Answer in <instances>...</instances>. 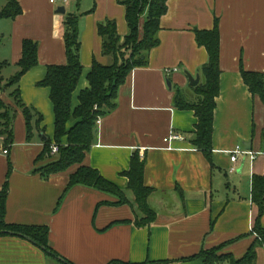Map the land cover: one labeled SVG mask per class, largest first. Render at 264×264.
Returning <instances> with one entry per match:
<instances>
[{
  "label": "crops",
  "instance_id": "crops-1",
  "mask_svg": "<svg viewBox=\"0 0 264 264\" xmlns=\"http://www.w3.org/2000/svg\"><path fill=\"white\" fill-rule=\"evenodd\" d=\"M18 1L21 15L0 18V98L9 106L14 131L9 154H0V191L9 187L5 221L47 227L49 246L72 264H203L191 258L218 248L220 256L242 259L255 240L260 214L252 201L253 177L264 175V103L252 94L242 72L264 75V0H167L158 33L161 44L148 53L147 66L135 68L119 87L116 107L100 119V132L84 161L131 202L122 205L116 196L93 188L79 185L68 191L78 166L43 176V168L59 157L44 153L45 141L54 140L56 118L51 90L39 83L49 66L67 64L64 25L68 15L79 16L84 69L73 93L74 111L81 93L90 89L94 62H112L103 55L99 24L113 21L119 36L126 37V7L120 0ZM6 4L0 0V13ZM61 7L65 14L57 13ZM217 24L221 76L211 162L192 143L195 112L178 107L176 97L180 94L192 105L200 100L196 88L209 60L195 31H211ZM28 39L38 45V65L18 87L23 104L42 117L38 123L32 116L30 137L26 113L12 99L17 87L10 84L20 71ZM186 73L200 76L196 87ZM171 135L184 140L165 142ZM1 138L0 147H6ZM238 146L256 153L255 160L240 156L233 163L231 154ZM135 152L146 162L144 183L152 190L148 203L156 213L146 227L136 225L143 214L132 206L134 195L124 175ZM260 221L264 227V214ZM58 262L63 264L28 239L0 236V264ZM255 264H264V246L257 249Z\"/></svg>",
  "mask_w": 264,
  "mask_h": 264
},
{
  "label": "trees",
  "instance_id": "trees-1",
  "mask_svg": "<svg viewBox=\"0 0 264 264\" xmlns=\"http://www.w3.org/2000/svg\"><path fill=\"white\" fill-rule=\"evenodd\" d=\"M120 3L126 7L129 33L124 38L120 37L117 25L113 21L99 24V35L104 41L103 55L111 58L112 62L108 66L94 62L92 71L88 75L90 89L81 93L79 106L74 111L72 110L73 93L77 89L84 69L80 58L79 16L68 15L64 25L67 64L49 66L45 80L39 85L51 90L50 98L54 105L56 118L54 140L51 141L48 138L45 141L44 153L51 154L53 144H57L60 148L59 159L54 164L43 168V176L62 173L72 166H78L77 171L70 176L68 191L79 185L93 188L116 196L119 199L117 204L122 205L131 204V202L117 186L105 179L98 170L85 166L84 161L94 144L95 131L98 129L100 119L116 107L119 87L125 84L135 68L147 66L148 53L161 44L158 33L161 29L160 20L167 12V0H120ZM21 14L22 8L19 1L7 0L5 8L0 13V18L15 19ZM142 20H144L143 29H141ZM195 34L197 44L207 50L209 60L201 69L203 83L196 88L200 100L192 105L184 102L181 95L177 94L176 103L181 109H190L195 112L198 124L196 137L192 143L212 162L214 112L216 99L220 95L221 36L218 24L211 31L197 30ZM37 65L38 45L28 39L23 42V57L18 63L20 71L10 82L11 86L17 87L12 94L13 101L26 113L29 128L28 137L31 136L32 116L38 117V123L42 121V117L23 104L18 84H20L21 78ZM242 77L252 94L259 96L264 103V75L243 71ZM75 121L79 122L68 130V124ZM0 126V137L5 138V146L9 147L14 141L13 118L10 116L9 106L1 98ZM64 138H67L66 144L62 143ZM130 164V170L124 175L128 178V188L134 195L132 206L136 208L137 212L143 214V217L137 219L136 225L139 227L150 226L156 219V213L148 203L152 190L144 183L146 162L140 157L139 152H135ZM48 168L50 170L45 172ZM252 185V201L258 206L260 214L253 231L255 240L247 254L242 259L236 260L231 255L218 256L221 250L218 248L202 252L191 259L199 260L203 264L256 263L257 249L264 246V227L260 223L264 214V175L254 176ZM8 193L9 187L6 184L0 191V236L23 237L59 259L63 264H72L67 260L60 259V256L49 246V229L47 227L12 225L5 221Z\"/></svg>",
  "mask_w": 264,
  "mask_h": 264
},
{
  "label": "built area",
  "instance_id": "built-area-1",
  "mask_svg": "<svg viewBox=\"0 0 264 264\" xmlns=\"http://www.w3.org/2000/svg\"><path fill=\"white\" fill-rule=\"evenodd\" d=\"M50 3L51 4H57V3H69V0H50ZM175 140H184V138L182 136H179V135H171L170 138L166 139L165 142L167 143H171ZM3 142V139L0 137V143ZM59 146L57 144H53L51 146V154L52 155H57L59 154ZM0 154H3V155H8L9 154V148L8 147H0ZM256 153L252 152V151H249V150H246L244 149L243 147H240L238 146L231 154V161L233 163L236 164V162L238 161L239 157L240 156H243V157H249L251 158V161L255 160L256 158ZM234 171V169L232 170Z\"/></svg>",
  "mask_w": 264,
  "mask_h": 264
},
{
  "label": "water",
  "instance_id": "water-1",
  "mask_svg": "<svg viewBox=\"0 0 264 264\" xmlns=\"http://www.w3.org/2000/svg\"><path fill=\"white\" fill-rule=\"evenodd\" d=\"M65 12H66V9L64 7H61V9L59 8V10L57 11V13H59V14H65ZM186 74L190 80V85L193 87H196L200 82V76L193 77L189 73H186ZM98 132H100V131L97 129L95 131V134L97 135Z\"/></svg>",
  "mask_w": 264,
  "mask_h": 264
},
{
  "label": "rangeland",
  "instance_id": "rangeland-1",
  "mask_svg": "<svg viewBox=\"0 0 264 264\" xmlns=\"http://www.w3.org/2000/svg\"><path fill=\"white\" fill-rule=\"evenodd\" d=\"M141 29H143V24H142V28ZM141 32H143L142 30H141ZM130 54V52L128 53V55ZM52 164H54V162H52V163H50L48 166H50V165H52ZM47 166V167H48ZM50 169L48 168L47 170H45V172L46 171H49ZM218 256H220L219 254H218ZM56 264H60L59 262L58 263H56Z\"/></svg>",
  "mask_w": 264,
  "mask_h": 264
}]
</instances>
